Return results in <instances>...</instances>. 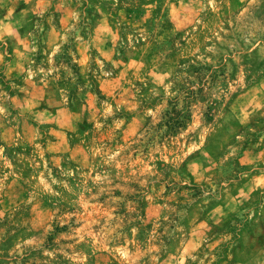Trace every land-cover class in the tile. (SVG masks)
Returning <instances> with one entry per match:
<instances>
[{
    "label": "rangeland",
    "instance_id": "1",
    "mask_svg": "<svg viewBox=\"0 0 264 264\" xmlns=\"http://www.w3.org/2000/svg\"><path fill=\"white\" fill-rule=\"evenodd\" d=\"M0 264H264V0H0Z\"/></svg>",
    "mask_w": 264,
    "mask_h": 264
}]
</instances>
